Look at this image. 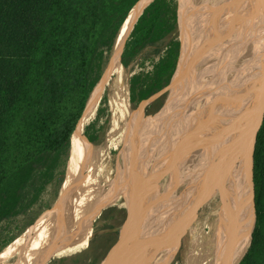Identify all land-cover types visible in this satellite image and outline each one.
I'll list each match as a JSON object with an SVG mask.
<instances>
[{
    "label": "trees",
    "instance_id": "obj_1",
    "mask_svg": "<svg viewBox=\"0 0 264 264\" xmlns=\"http://www.w3.org/2000/svg\"><path fill=\"white\" fill-rule=\"evenodd\" d=\"M138 1L0 0V253L57 194L77 122ZM178 16L177 0H156L127 43L124 68L146 49L156 48L151 70L143 63L144 69L130 79L134 105L174 77L181 42L166 40L177 32ZM108 101L105 95L91 125L97 140L109 115ZM254 188L256 226L241 264H264V126L254 155ZM105 254L99 258L95 252L86 259L96 264Z\"/></svg>",
    "mask_w": 264,
    "mask_h": 264
},
{
    "label": "bare ground",
    "instance_id": "obj_2",
    "mask_svg": "<svg viewBox=\"0 0 264 264\" xmlns=\"http://www.w3.org/2000/svg\"><path fill=\"white\" fill-rule=\"evenodd\" d=\"M201 1L197 3L200 7L197 16H203V22L208 27V30L210 26L215 27L217 25V18L220 16L219 24L221 27L213 30L215 40L210 39L206 35L208 34V30H200L202 22L195 19V17L193 19V14L189 13V8L186 5L185 14L190 19L189 23L193 25L195 31L190 39V52L182 70H187L193 58L194 61L198 58L201 59L210 53L212 49H215L214 56L219 61L207 64L199 77L189 80V83L185 84L184 82V89L187 87L188 91L191 92L188 95L189 99L192 98V101L193 99H201L202 101L195 104L191 101L188 103L187 101L189 100H187L185 103L183 102L182 108L180 104L175 108L174 112L177 114V119L176 121L170 119L169 126H167L166 134L170 135V141L167 140V136L164 146H157L156 164L160 160L161 150L163 149L165 154L168 153L170 148L174 147L171 141L174 142L179 137L180 142L178 144L175 142L177 144L175 148L179 151L175 152L176 155L173 154L180 161V164L175 161L177 163V174L179 173L178 175H180L189 168L190 173L193 175L191 188H195L197 193L200 188L201 193H203L201 196L205 195L207 193L206 190L213 186L210 183L212 180H214V185L216 184L215 188L219 187L223 189L216 194L209 193V197L205 200L210 210L207 214L209 217L201 220L189 213L191 220L194 222L192 224L193 234L189 233L190 246L188 245L183 253L184 264H240L251 247L252 235L256 225V212L251 172L237 159L240 154V146L234 140L241 137L240 130L243 122L239 121V119L243 117V111L248 108L251 102V90L253 88L251 85L255 86L257 84V72L255 71L258 68V62L256 63V59L254 58L257 56L258 59L264 55V4L261 0H234L225 9V6L228 4L225 2L226 0H214L217 3L220 2L222 8L216 10L213 4H211V9H209L210 16L208 18L206 16V8ZM241 3L243 5L239 7ZM191 11L194 13L195 8L191 9ZM238 21L239 24H236ZM249 60H251L250 63ZM246 64L248 67L244 68ZM241 86H248L247 92L241 89ZM240 104L242 105L240 106ZM183 111H188L190 118L188 115L185 116V114L181 116ZM171 116L167 112L163 116H158L155 120L158 121L157 123L163 124ZM190 120H192L194 132L190 134V140L187 143L186 140H188L189 132H185V130L190 128ZM186 122L187 125L183 131L182 128ZM154 131L153 128L150 129L149 127V130L143 136H140L137 129L129 134L127 137L130 142L128 145L129 150L121 163L122 172L125 173L122 175L119 184L116 181L111 183L114 188H124L127 186L126 183L129 179L138 175L140 177L142 160L148 156L144 154L148 152L147 149L150 148L152 142L157 140L158 144L160 143L159 134L161 133L159 126L157 134H154ZM152 132L154 136H152ZM192 142L194 143L193 151L191 149ZM153 144L157 145L155 142ZM210 148L212 150L216 149L215 152L217 153H219V150H222L221 153H223V150H226L223 153V159L220 160L221 164L217 163L216 165L213 163L215 156L213 154L215 153L211 154L209 152ZM195 151H197V158L196 156L192 158L190 153ZM187 152H189V155ZM188 156L190 157L188 158ZM216 156L219 157L217 154ZM167 160L166 156L161 158V163L166 172L170 165L167 164ZM127 162L130 163L131 173L124 171L125 168H128ZM156 164L154 168H156ZM236 165L238 166L236 167ZM158 169L160 171L159 166ZM95 171L96 169H92V173ZM87 178L86 184L89 183L87 191H85L87 197L104 192L101 187H98V183L95 184L96 182L92 180L93 177L89 178L87 176ZM178 178L180 179L181 176H178ZM106 180L104 179L103 181ZM182 183L181 185L183 186L184 182L182 181ZM228 183L231 184L228 185ZM201 186H204V189H201L203 188ZM205 186L208 187L205 189ZM218 198L222 202L220 206L217 205L215 208L212 202H217ZM200 199L203 200V197ZM131 210L133 211V209ZM192 210L194 211V207ZM143 213L145 214L146 212L143 211ZM189 214L187 218L185 216L182 217L186 227L189 226V221L187 220ZM209 225L211 232H208L203 239H199L196 236L197 233L200 237L204 236L203 229ZM87 230V227H80V229L75 231L70 240L71 246L63 250L64 252L62 251V253L76 251L81 248L88 238L85 236ZM58 233L59 231L56 229L55 234ZM126 233L125 231L124 234ZM166 234H168V230ZM27 237L28 233L13 244L14 252L12 256L22 250L26 244ZM135 237L136 235L134 239ZM54 241L57 240L54 238ZM165 251L167 252V250H164L163 253ZM116 253L115 249L111 253L107 264H115L113 260ZM4 256L0 257V263L7 260V257ZM127 264H131V261Z\"/></svg>",
    "mask_w": 264,
    "mask_h": 264
},
{
    "label": "water",
    "instance_id": "obj_3",
    "mask_svg": "<svg viewBox=\"0 0 264 264\" xmlns=\"http://www.w3.org/2000/svg\"><path fill=\"white\" fill-rule=\"evenodd\" d=\"M155 1L139 0L129 12L119 32L105 72L91 92L85 110L77 122L71 138V149L64 179L57 194L41 211L35 223L21 236L22 238L28 233L26 244L22 250L15 253L2 264H51L58 253L71 246L70 240L75 231L80 229V227L89 229L105 211L121 206L128 208L129 214L132 208L154 211L167 205L179 193L190 188L187 186L182 187L183 178H181L180 183L178 182L180 180L178 178L179 173L171 176V172H168L167 174L151 176V178L148 176L147 178H150L148 183L142 186L127 188H114L112 186L110 190L103 189V193L92 194L88 197L85 192L87 191L85 172L97 166L98 158L108 148L110 142L122 134L126 137L129 136L133 130L138 128L140 123L148 118L147 110L150 106L160 101L168 92L184 89V82L186 84L188 80L196 79L202 74L201 71L207 64L219 61L214 56L215 49H212L210 53L201 59L198 58L194 61L193 58L187 70L183 71L185 40H181L179 62L170 84L158 93L142 100L138 105L129 108L103 142L95 139L91 130L93 119L100 108L112 77L117 70L122 68L123 55L131 35L147 9ZM185 3L186 0H178L179 27H182L183 13L186 10ZM236 24H239V21ZM254 59H256V63L258 62V68L255 71L257 72V84L255 86L251 85L253 87L251 90V102L248 108L243 111V117L239 119V121L243 122L240 130L241 137L234 140L240 146V154L237 159L251 172L253 188L254 155L257 138L264 126V55L258 59L256 56ZM245 67H248V65L246 64ZM247 87L241 86L240 88L247 91ZM209 150L211 154L215 153L213 154V156L215 155L213 163L216 165L217 163L221 164L220 160L223 159V153L226 150H223V153H221L222 150H219V153L215 152L216 149L212 150L210 148ZM56 229L59 231L58 234H55ZM54 238L57 241H54Z\"/></svg>",
    "mask_w": 264,
    "mask_h": 264
},
{
    "label": "rangeland",
    "instance_id": "obj_4",
    "mask_svg": "<svg viewBox=\"0 0 264 264\" xmlns=\"http://www.w3.org/2000/svg\"><path fill=\"white\" fill-rule=\"evenodd\" d=\"M198 1H201V0H186L185 4L189 8L188 9L189 13H191V15L193 14V19L195 17V19L200 20L202 22V28L200 30H208V27L203 22V16H197V12L200 10V7L197 5ZM225 2L228 3L225 6V9H227V7H229L234 2V0H226ZM202 3L206 8V16L208 18L210 16L209 9H211V4H213V6L216 8V10H218L219 8H222V4L220 2L217 3L214 0H207V1H204ZM195 5H196V7H195ZM242 5H243V3L239 4V7H241ZM194 8H195V11L193 13L191 11V9H194ZM183 14H184L183 20L181 23L182 27H179V25H178V29H177L176 34L169 37L166 40V43L169 42L174 37H177L180 41L185 40L184 41L185 42L184 59H183V65H184V63H185V61L189 55V52H190V39L193 36L195 30L193 28V25L192 24L190 25V23H189L190 19L186 16L185 12ZM219 20H220V16H218V18H217V25L215 27L210 26V28L208 30V34H206L210 39L215 40V34L213 33L214 32L213 30L219 29L221 27V25L219 24ZM155 51H156V48L146 49L142 53V55L139 56L137 58V60L131 64V66L129 68L122 67L115 72L114 76L112 77V79L110 81V84L107 87V91L105 94L109 98V101L107 103L109 115L105 119H103L101 122V125L103 126V130L100 134V140H99L100 142H103L107 138V136L112 131L113 127L116 125V123L119 121V119H121V117L127 112V110H129V108L135 106L134 105V106L130 107V105H129L130 104L129 103L130 79L136 73H139L142 69H144V67H142L143 63L146 64L147 70H151L153 60L156 58ZM186 83H189V80ZM188 86H189V84H188ZM189 93H191V92H189L187 89H180V90L177 89V90H173V91L168 92L161 99V100H164L163 101L164 103H163V106L160 108V110H158L157 112H153L151 114L147 113L148 118L144 122L140 123L138 125V128H136L139 131L140 136L145 135V133L149 130V127H150V129L153 128V131L155 130L154 134H157V128L159 126L160 133H161V134H159L160 135V137H159L160 143L158 144L157 140L154 142L158 146L162 145V147H163L164 142H166L167 136H168L167 140L170 141L169 140L171 138L170 135L166 134L167 133V126H169L170 119H172L174 121H176V119H177V114L174 112L175 108L179 104L181 105V108H182V105L187 100H189V101H187L188 103H190V101H191L192 103H195V104H197V102H199V101H202L201 99H196V100L193 99V101H192L191 100L192 98L189 99V97H188ZM167 112L170 113L172 116L169 119L165 120V122L163 124L157 123L158 121L155 120V118H157L158 116H163ZM181 114H182L181 116H183L184 114H185V116L188 115V117L190 118L188 111H183ZM173 116H175V117H173ZM96 118H97V113H96L93 120H95ZM113 119H114V121H113ZM189 122H190L189 123L190 128L185 130V132H189L188 140H186L187 143H189L190 134H192L194 132L193 127H192V120H190ZM186 125H187V122L184 124V127L182 128L183 131H184ZM154 134L152 132V136ZM127 137L124 134H122V135L117 136V138H115V140H113L112 142L109 143L108 148L105 149L104 152L102 153V155L100 156L101 158L100 157L98 158V160H97L98 165L96 164L97 166L95 168H93V170L96 169V171L94 173H92V169L86 170L85 181H86V179H88L87 176L89 178L93 177L92 180H94L96 182L95 184L98 183L97 184V185H99L98 187L99 188L101 187V189H104V190H110L111 187L113 186V185H111V183L114 181H116V183L119 184V182L121 181L122 175L125 173V172H122L123 169L121 168V163L124 160L123 157L125 156V154L127 155V151L129 150L128 145L130 144V142H129V139ZM177 139L178 140H175L174 142L171 141V143H172V145H174V147L170 148L169 151L172 154H170L169 151L166 154L164 153V150H163V152L161 151L160 152L161 157H160V160L157 164H156V162H157V158H156V152L157 151H156V149L158 147L155 148V145L153 144L154 142H152V144L150 145L151 150L148 153V157L151 160L152 166L154 164H156V167H157L156 169H158V166L160 168V171L162 169H164V166L161 163V158H164L165 156H166V159L170 158V160H167V164H170L169 166H172V165L175 166L176 165L174 163V161L177 162L178 158L175 157V159H173V154L176 155V153H174V152L179 151V150H176V148H175L177 146V144L180 142V138L178 137ZM175 142H177V144H175ZM193 146H194V143L192 142V148H191L192 151L194 150ZM188 153L189 152H187V154ZM190 155H192V158H194L195 156L197 158V151L190 153ZM189 157L190 156H188V158ZM129 162H127V164H126L128 166V168H125L124 171L131 173L130 167H129V164H130ZM171 163H172V165H171ZM237 166L238 165H236V167ZM175 170H177V167L175 168ZM175 170H173V172ZM91 173H92V176H91ZM101 173L102 174L104 173V174L102 175ZM94 174H96V175H94ZM108 177H110V178H108ZM104 179L105 180L107 179V180L103 181ZM109 179H110V181H109ZM131 180H132V178L129 179V181H127V183L131 182ZM191 183L192 182H190L188 185L187 184L183 185V186H187L190 188L181 192L182 195H181L180 199H182V201H183V199H186L185 205L180 204L178 206L179 209H181V211L178 210L177 208L173 212L171 211V209L166 211V213H169L171 211L170 215L167 217L169 218V220L171 222V227L174 226L173 227V235H171L170 237H166L167 234L166 235L162 234L160 237L162 242L165 244L164 250H167V252L166 251L164 252L163 257H161V262H159V264H184L183 253L187 249V247L190 243L189 233L193 234L192 224L194 222H193V220H191V216H190L189 212H192L193 211L192 208L194 207L195 213L193 214V217L197 216V218L201 219V220L203 218L209 217V216H207V214L210 210H209L205 200L207 199V197H209V193L210 194L211 193L216 194L217 192L223 190L222 188H219V187L215 188L216 184L214 185V180H212V181H210V183L213 184V186L211 188L209 187L206 190L207 193L205 192L206 194L201 196V194H203V193H201L202 191L200 190V188H199V192L197 193L195 188H193V189L191 188L192 187ZM88 184L89 183H87V186H88ZM230 184L231 183H228V185H230ZM201 187H203L201 189H204V186H201ZM206 187H208V186H205V189H206ZM232 189H233V187H232ZM179 195H180V193L176 196V198ZM199 197L200 198L203 197V200L200 199ZM175 199H173V200H175ZM197 201H198V203H196ZM184 202H185V200H184ZM221 202H222V200L220 198H218L217 202L216 201L212 202V204H214V207L216 208L217 205L220 206ZM185 207H187V208H185ZM184 209H186L187 213L189 214V218L187 219L189 221L188 227L185 226V224H184L185 221L182 219L183 216H185L186 218L188 217L187 215H185L186 212ZM182 210H184V211H182ZM180 212L182 213L181 216H180V214H181ZM129 216H130V214L128 212V208L121 206V207L115 208L112 211V213L109 214L108 219H103L102 217H100L97 220V222L94 225H91V227L87 230V232H86L87 236L86 237H88V238H87V240H85L86 243H84V245L81 248H79L76 251H71V252H67V253H62V252L58 253L54 257V259L52 260L51 264H91L93 261H88L86 259L88 255H94V253L96 252L97 256L99 255V258H100L102 253H104L106 251L105 256L103 258H101L98 263H96V264H105L108 261V259L110 258L112 250L117 245V243L120 241V239L123 235L124 229H125L127 222L129 220ZM178 216H179V219H177ZM135 223H136V220L133 222V228L132 229H135ZM206 227L203 229L204 235H205V233L211 232L210 225L206 226ZM166 229L168 230L167 226H166ZM136 233H137V230H136L135 234ZM196 236L199 237V239H203L205 237V236L200 237V235L198 233ZM22 238L21 237L18 238L17 241L22 239ZM85 241H83V242H85ZM145 243H146V241H144V244ZM148 243H150L149 247H152V245H151L152 242H148ZM13 244L14 243H12L7 249H5L2 253H0V257L3 255H5L4 257H7V259L9 257H11L12 253L14 252ZM129 244H131V243H129ZM130 253H131V255H134V257H135V251H131ZM140 253H141V260L142 261L148 260V262H150V259H151L150 258V253H151L150 248H148V250L145 248L144 249L142 248ZM122 258H124V256ZM2 263H0V264H2Z\"/></svg>",
    "mask_w": 264,
    "mask_h": 264
},
{
    "label": "flooded vegetation",
    "instance_id": "obj_5",
    "mask_svg": "<svg viewBox=\"0 0 264 264\" xmlns=\"http://www.w3.org/2000/svg\"><path fill=\"white\" fill-rule=\"evenodd\" d=\"M261 1L264 4V0H261ZM129 92H130V90H129ZM158 102L154 103L152 106H150L148 108V110H147L148 114L155 112V108L159 104ZM129 103H130L129 104L130 107L134 106V104L131 101V97H129ZM157 146L158 145H155V148H157ZM150 150L151 149L148 148L147 149L148 152L145 153L144 155L145 156L148 155ZM156 151H157V149H156ZM161 151H163V149ZM169 153L172 154L170 151H169ZM173 157H175V156L173 155ZM168 160H170V158ZM178 162L180 164V161L177 160V163ZM174 163L177 165V163L175 161H174ZM154 165L152 166L151 160L147 156L146 159L142 160V172L140 174V177L138 175L137 177L132 178L131 182L126 183L127 186L132 187V186H142L144 184L146 185L148 183L149 179L151 178V176H154V175L158 176V175H162L164 173L167 174L168 172H171L170 173L171 176L177 174V170H175L176 165L175 166H173V165L169 166V169L167 172L164 169H162V171H159L158 169H156L157 167L154 168ZM155 170H157V171H155ZM173 170H175V171L173 172ZM190 172L191 171L188 168L182 174L179 175V177L181 176V178H183L182 181L184 182V184L188 185L191 182L193 175ZM148 176H150V178H147ZM181 178L179 180V183L181 182ZM175 179H177V178H175ZM127 186H126V188H127ZM181 195L182 194L180 193V195L175 200L171 201L167 205H164L163 207H159L157 210L155 209L154 211L153 210L146 211L144 209L132 208L133 211L132 210L130 211L129 220H128L127 225L124 229L123 235H122L120 241L117 243V245L112 250V252L115 249L117 251L116 256L113 260V263H115V264H127L128 262L131 261V264H159V262H161V257H163L162 254H164L163 251L165 249L164 248L165 244L162 242L160 237L162 234L166 235V232H167L166 226L168 228V234L166 235V237H170L171 235H173V227L174 226L171 227V222L167 216L170 215L171 211L173 212L174 210H176V208L181 211V209H179L178 206L180 204L181 205L186 204V199H183V201H182V199H180ZM184 200H185V202H184ZM115 208H117V207H115ZM115 208H112V209H115ZM185 208H187V207H185ZM169 209H171V211L169 213H166V211H168ZM109 210H111V209H109ZM109 210H107L105 212H108ZM184 210L186 212L185 215L188 216L187 210L186 209H184ZM184 210H182V211H184ZM143 211L146 213L144 214ZM105 212L103 213V215L105 214ZM189 213L193 215L195 213V211H192ZM181 215H182V213L180 214V216ZM135 220H136L135 229H132L133 228V222ZM167 221H169V222L167 223ZM136 230H137V233L135 234ZM125 231L127 232L126 234H124ZM206 234L207 233H205V235ZM135 235L137 237L134 240ZM144 241H146L145 244H144ZM148 242H152V244H151L152 247H149L150 243H148ZM129 243H131V244H129ZM142 248L143 249L145 248L147 250H148V248H150V250H151L150 262H148V260H145V261L141 260V253L140 252H141ZM131 251H135V257H134V255H131V253H130ZM123 256H124V258H122ZM105 264H107V262Z\"/></svg>",
    "mask_w": 264,
    "mask_h": 264
}]
</instances>
